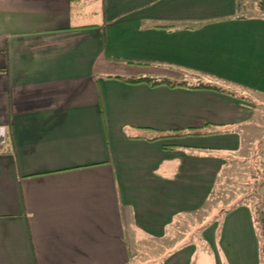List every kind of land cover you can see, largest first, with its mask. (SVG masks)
<instances>
[{
    "label": "crops",
    "instance_id": "obj_1",
    "mask_svg": "<svg viewBox=\"0 0 264 264\" xmlns=\"http://www.w3.org/2000/svg\"><path fill=\"white\" fill-rule=\"evenodd\" d=\"M261 4L0 0V264H264L263 196L195 221L259 149Z\"/></svg>",
    "mask_w": 264,
    "mask_h": 264
},
{
    "label": "rangeland",
    "instance_id": "obj_2",
    "mask_svg": "<svg viewBox=\"0 0 264 264\" xmlns=\"http://www.w3.org/2000/svg\"><path fill=\"white\" fill-rule=\"evenodd\" d=\"M263 135L264 128L263 130L254 133V136L261 137V142L258 146V151L252 153L251 160H248L246 163H241L240 165L233 162L232 158H227L230 163H228V165H226V167L222 170L218 182L213 188L210 200L206 205L209 217H205V211L203 212L205 215L204 218L200 213L195 215V221H199V226L204 225L206 227L212 223L214 224L223 211L228 210L238 204H253L256 200L255 195L264 197ZM245 156L248 157L249 155L245 154ZM197 224L195 223L194 229L196 228ZM201 229V227L196 228V230L198 231H200ZM262 232L263 238H261V241L264 243V228H262ZM200 234L203 233L199 232L198 236H200ZM144 259L145 258L143 257L141 258V260ZM145 261L150 262L152 260L147 259L144 260V262ZM206 264H212V261L210 260L206 262Z\"/></svg>",
    "mask_w": 264,
    "mask_h": 264
},
{
    "label": "trees",
    "instance_id": "obj_3",
    "mask_svg": "<svg viewBox=\"0 0 264 264\" xmlns=\"http://www.w3.org/2000/svg\"><path fill=\"white\" fill-rule=\"evenodd\" d=\"M127 82L133 83V84L149 83L151 86L166 85V86H169L172 88L178 87V86H184V87L193 88V89H211V90H216L219 92H227L226 90L222 89L221 87H219L217 85L199 84V85H194V86H186L183 83H178L175 81H171L169 79L153 80V79H149V78H135V79H129V80H127ZM213 133H215V132H213L211 130H207L206 128L205 129L191 128V129H188L185 131L172 130V131H169L166 134L159 136L155 139H150V141H155V140H159V139H175V138L177 139V138H185V137H190V136L191 137L206 136V135H211ZM171 147H173V146H164L165 149H171Z\"/></svg>",
    "mask_w": 264,
    "mask_h": 264
},
{
    "label": "built area",
    "instance_id": "obj_4",
    "mask_svg": "<svg viewBox=\"0 0 264 264\" xmlns=\"http://www.w3.org/2000/svg\"><path fill=\"white\" fill-rule=\"evenodd\" d=\"M260 14L264 16V4L260 6ZM5 144V132L3 128H0V146Z\"/></svg>",
    "mask_w": 264,
    "mask_h": 264
}]
</instances>
